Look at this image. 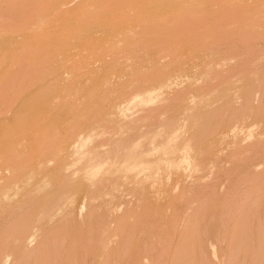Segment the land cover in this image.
Listing matches in <instances>:
<instances>
[{"label":"rangeland","instance_id":"rangeland-1","mask_svg":"<svg viewBox=\"0 0 264 264\" xmlns=\"http://www.w3.org/2000/svg\"><path fill=\"white\" fill-rule=\"evenodd\" d=\"M147 1L0 0V264H21L45 236L42 264H226L236 251L231 263L264 264V138L242 145L264 125V93L250 95L264 83V0H209L203 12L197 0H175L188 4L179 15L169 0ZM210 117L211 131L193 142L194 124ZM200 155L203 174L191 180ZM19 166L25 177L10 178Z\"/></svg>","mask_w":264,"mask_h":264},{"label":"bare ground","instance_id":"bare-ground-1","mask_svg":"<svg viewBox=\"0 0 264 264\" xmlns=\"http://www.w3.org/2000/svg\"><path fill=\"white\" fill-rule=\"evenodd\" d=\"M27 1L32 3V0H31V1L26 0V2H27ZM33 1H34V0H33ZM93 1H95V0H93ZM145 1H146V0H141L140 3H141V4L143 3V4L145 5V3H144ZM150 1H153V0H148V1H147L148 3H150V7H151V6H154V5L157 3L158 0H157V1L154 0V1H156V3H155L154 1L152 2V3H154V5H152ZM160 1L163 2L162 0H160ZM160 1H158V2H160ZM167 1H168V0H167ZM169 1H170V0H169ZM169 1H168L169 4L171 3V4L173 5V3H175V4H174L175 6H173L174 10L178 8V9H177V12H176V11H175V12H172V11H173V10H172L173 8L171 9V12L173 13V15H177V14L179 15V14H182V13H181V10H183V7H184V5H185L186 3L183 5L182 3H178V2H177V3H178V6H179L180 4H181L180 6L183 5V7H182V9H181L180 6L177 7L176 2H174L175 0H172V1H170V2H169ZM181 1H183V3L185 2L184 0H180V2H181ZM190 1H193V0H190ZM190 1H189V2H190ZM195 1H196V0H195ZM199 1H200V2H198V0H197V3H196V5H195V6H197V4H198V6H199V4L201 3L202 5L200 4L199 7H195V6H194L195 3L193 4V2H190V3H189V2L187 1V2L190 4V5H189L190 7H189V6H188V7H189V8H194V7H195V8H198V9H199V8H201V7L203 8V6L206 7V5L210 3L209 0H202V2H201V0H199ZM203 1H204V2H203ZM205 1H206V2H205ZM208 1H209V3H208ZM147 2H146V4H147ZM172 2H173V3H172ZM31 3H30V4H31ZM168 3H166V2L164 1V4H165V5H167V6H171V7H172V5H171V4L169 5ZM191 3H192V5H193V7L191 6ZM23 4H24V2H23ZM26 4H27V3H26ZM26 4H25V5H26ZM28 4H29V3H28ZM28 4H27V5H28ZM160 4H162V3H158V6H159ZM205 4H206V5H205ZM144 5H143V6H144ZM165 5H164V7H165ZM187 5H188V4H187ZM187 5H186V7H187ZM146 6H149V5L147 4ZM155 6H156V5H155ZM155 6H154V7H155ZM207 6H208V5H207ZM186 7H184L185 10L188 9V8L186 9ZM151 8H153V7H151ZM162 9H163V10H162ZM166 9L169 10L168 8H166ZM166 9H164L163 7H161V8L159 9V13H160V15H161L163 12H167V11H165ZM206 9H207V8H206ZM199 10H201V12H203L202 9H199ZM160 11H163V12L161 13ZM197 11H198V10H197ZM197 11H196V12H197ZM169 12H170V11H168V13H169ZM171 12H170V13H171ZM183 12H184V10H183ZM192 12H193V11H192ZM204 12H205V11H204ZM159 13H158V14H159ZM176 13H177V14H176ZM197 13H198V12H197ZM197 13H196V14H197ZM205 13H206V12H205ZM165 14H166V13H163V14H162V15L164 16V18H165L166 16H167L166 18L173 17L172 14H170L171 16H170L169 14H166V15H165ZM199 14H200V11H199V13L197 14V16H198ZM168 16H169V17H168ZM200 16H202V19H205V16H204V15L200 14ZM160 17H161V16H160ZM203 17H204V18H203ZM263 82H264V81H263ZM262 93H264V83H261L259 88L255 89V90H252V91L250 92V95H254V94H262ZM241 98H242V96H241ZM215 109H216V108H215ZM262 109L264 110V103L262 104ZM216 110H217V109H216ZM0 120H1V119H0ZM2 121H3V120H2ZM2 121H0V123H1ZM214 122H216L214 117H210L207 121L196 122V123L194 124V126H195V128H196L197 135H198V134H199V135H198L196 138H194L193 142H195V143L200 142V141L202 142L203 138H204L205 136H207V134H208V133L211 131V129L213 128V123H214ZM261 122H262L261 120H258V121H256V123H255V125H254L255 127H254V126L249 127L251 130H255V128H256V130L258 131L257 133H251V134H250V132H248V133H249L248 135H246V134L244 133V135H246V136H245L244 138H242V139H243V140H242V145H243V143H244V144L246 145V147H248V148L251 147L252 150H253V148H255V146H256L257 143H258V140H257V142H255V140H256L257 138H259V140L264 138V130H263V129H264V125L261 124ZM3 124H4V123H3ZM210 124H211V126H210ZM250 129H249V130H250ZM246 131H247V130H246ZM251 132H252V131H251ZM242 135H243V134H242ZM256 135H257V137H256ZM218 136H220V135H218ZM254 139H255V140H254ZM252 140H254V141H252ZM262 141H263V140H262ZM240 142H241V141H240ZM240 142H238L235 146L240 145V144H241ZM251 142H253V143H251ZM209 143H210V142H209ZM212 143H213V142H212ZM246 143H250V145L248 144V146H247ZM259 143H260V142H259ZM259 143H258V144H259ZM200 144H201V143H200ZM200 144H199V145H200ZM225 145H226V144H225ZM251 145H252V146H251ZM197 146H198V145H197ZM197 146H196V147H197ZM210 146L212 147L213 145L211 144ZM226 146H227V145H226ZM258 146H259V145H258ZM258 146H256V147H258ZM191 147H192V148H191ZM191 147H189L188 150H191V149L193 150V149H194V148H193L194 146H191ZM196 147H195V149L198 150L199 147H198V148H196ZM200 147H202V146H200ZM224 147H225V146H224ZM238 147H239V146H238ZM241 147H242V148H241ZM241 147H240L241 149H244L243 146H241ZM226 148H227V147H226ZM226 148H225V149H226ZM235 148H236V147H235ZM240 148H239V149H240ZM260 148H261V147H260ZM263 148H264V147H263ZM263 148H262V149H263ZM199 149H200V148H199ZM227 149H228V148H227ZM246 149H247V148H246ZM228 150H229V149H228ZM237 150H238V149H237ZM244 150H245V149H244ZM244 150H243V152H244ZM200 151H201V150H200ZM200 151L198 150V153H201ZM222 151H223V150H222ZM247 151H249V150H247ZM234 152H235V151H234ZM239 152H240V151H239ZM243 152H242V153H243ZM245 152H246V151H245ZM220 153H221V152H220ZM232 153H233V151H232ZM246 153H250V152H246ZM252 153H253V152H252ZM201 154H202V153H201ZM244 154H245V153H244ZM204 155H205V154H204ZM230 155H231V154H230ZM236 156L239 157L238 155H235L234 157L236 158ZM215 157H217V156H215ZM262 158H263V159L261 160V163H259L258 165L261 166L260 169L264 171V169H262V168L264 167V155L262 156ZM216 159H218V158H216ZM233 159H234V158H233ZM233 159H232V161H233ZM207 160H208V158L204 159L203 155H200V161H199V162H196L192 167H189V168L186 170L188 176L191 177V180H193V178H194L196 175H199L200 173L203 174V172H202V169H203L202 164H203L205 161H207ZM218 160H219V159H218ZM234 160H235V159H234ZM227 161H228V159H227ZM246 161H247V160H246ZM208 162H209V161H208ZM229 162H230V161H229ZM229 162H228V163H229ZM247 162H248V161H247ZM239 163H240V160H239ZM223 164H224V163H223ZM210 165H211V166L208 168V170L210 169V171H212L213 169L211 170V168L216 167V166H215V163H214L213 165H212V164H210ZM256 165H257V164H256ZM258 165H257V166H258ZM237 166H238V165H237ZM217 168H218V167H217ZM217 168H216V169H217ZM252 168H253V167H252ZM260 169H258V171H257L256 173H258V172L260 171ZM234 170H236V169H234ZM237 170H238V169H237ZM255 170H257V169H255ZM186 171H185V172H186ZM210 171H209V173H212V172H210ZM213 171H214V170H213ZM228 171H229V170H228ZM263 171H260L261 174H263V173H262ZM188 172H189V173H188ZM223 172H224V171H223ZM229 172H230V171H229ZM233 172H234V171H233ZM233 172H231V173H233ZM236 172H237V171H236ZM227 173H228V172H227ZM234 173H235V172H234ZM237 173H239V172H237ZM187 174H186V176H187ZM225 174H226V173H225ZM250 174H251V173H250ZM253 174H255V173H253ZM25 175H26V170H25V168L19 166V167H17L15 170H13V171L9 174V177L12 178V179H16V180L18 179V180H20V179H23V177H25ZM184 175H185V174H184ZM200 175H201V174H200ZM208 175H209V174H208ZM208 175H207V177H208ZM227 175H228V174H227ZM234 175H235V174H234ZM258 175L260 176V174H258ZM263 175H264V174H263ZM188 176H187V178H189ZM201 176H202V175H201ZM213 176H214V175H213ZM225 176H226V175H225ZM232 176H233V175H232ZM232 176H228V178H232ZM253 176H254V175H253ZM253 176H252V177H253ZM203 177H204V176H203ZM207 177H205V178H207ZM211 177H212V176H211ZM239 177H240V176H239ZM247 177H248V176H247ZM250 177H251V176H250ZM256 177H257V174H256ZM256 177H255V178H256ZM262 177H263V176H262ZM209 178H210V175H209ZM257 178H258V177H257ZM257 178H256V180H257ZM197 179H198V178H197ZM197 179H196V180H197ZM226 179H227V178H226ZM226 179H225V180H226ZM241 179H242V178H241ZM259 179H260V178H259ZM158 180H160V179H158ZM162 180L164 181L165 179H162ZM162 180H161V181H162ZM166 180H167V179H166ZM206 180H208V178L205 179V182H206ZM161 181H160V183H161ZM254 181H255V180H254ZM260 181H261V180H260ZM262 181H263V179H262ZM63 182H65V181H63ZM194 182L196 183V181H194ZM256 182H257V181H256ZM155 183H156V182H155ZM163 183H165V182H163ZM227 183H228V182H227ZM232 183H233V182H232ZM243 183H244V181H243ZM249 183H250V184H251V183L253 184V182H249ZM257 183H258V182H257ZM153 184H154V183H153ZM165 184H166V183H165ZM203 184H204V183H203ZM158 185H159V183H158ZM158 185H157V188H158ZM173 185H174V184H173ZM224 185H226V184H224ZM151 186H152V183H151ZM154 186H155V184H154ZM171 186H172V185H171ZM171 186H169V187H171ZM213 186H214V185H213ZM234 186H236V185H234ZM237 186H238V185H237ZM253 186H254V185H253ZM263 186H264V185H263ZM160 187H161V186H160ZM201 187H202V186H201ZM161 188H162V187H161ZM161 188H160V189H161ZM210 188H211V187H210ZM225 188H226V187H224V189H225ZM237 188H238V187H237ZM257 188H258V187H256V189H257ZM162 189H163V188H162ZM192 189H193V188H192ZM192 189H191V190H192ZM208 189H209V188H208ZM213 189H214V192H216V191H215V188H213ZM228 190H229V189H228ZM251 190H252V189H251ZM223 191H224V190H223ZM239 191H240V190H239ZM239 191H238V192H239ZM243 191H244V190H243ZM245 191H246V190H245ZM257 191H258V190H257ZM221 192H222V189H221ZM225 192H227V191H225ZM225 192H224V193H225ZM228 192H229V191H228ZM241 192H242V190H241ZM212 193H213V192H212ZM216 193H217V192H216ZM229 193H230V192H229ZM262 193H264V192H262ZM142 194H144V193H142ZM214 194H215V193H214ZM220 194H222V193H220ZM231 194H232V193H231ZM241 194H242V193H241ZM199 195H201V194H199ZM207 195H208V194H207ZM225 195H226V194H225ZM233 195H234V194H233ZM256 195H257V194H256ZM157 196H158V195H157ZM191 196H192V195H191ZM191 196H190V197H191ZM211 196H213V194L210 195V197H211ZM238 196H239V193H238ZM238 196H237V197H238ZM240 196H241V195H240ZM244 196H246V193L244 194ZM244 196H243V199H242L243 201H242L241 203H243L245 200H247ZM235 197H236V196H235ZM241 197H242V196H241ZM255 197H256V196H255ZM140 198H141V197H140ZM198 198H199V197H198ZM205 198H206V197H205ZM208 198H209V197H208ZM232 198H233V196H232ZM257 198H258V197H257ZM262 198H263V197H262ZM132 199H134V198H132ZM162 199H163V197H162ZM213 199H214V196H213ZM230 199H231V197H230ZM230 199H229V200H230ZM239 199L241 200V198H239ZM196 200H197V199H196ZM211 200H212V199H211ZM231 200H232V199H231ZM235 200H237V199H235ZM240 200H239V203H240ZM255 200H256V199H255ZM263 200H264V199H263ZM138 201L140 202V199L137 200L136 202L138 203ZM142 201H143V199L141 200V203H142ZM191 201H193V198H192ZM225 201H226V200H225ZM237 201H238V200H237ZM261 201H262V199H261ZM86 202H88V201L86 200ZM89 202H90V201H89ZM172 202H173V200H172ZM174 202H175V201H174ZM188 202H189V201H188ZM188 202H187V204H189ZM193 202H194V201H193ZM193 202H190V203H193ZM195 202H196V201H195ZM201 202H202V201H201ZM205 202H206V201H203V203H205ZM209 202H210V201H209ZM255 202H257V201H255ZM81 203H83V202H81ZM84 203H85V202H84ZM210 203H211V202H210ZM234 203H236V202H234ZM90 204H91V202H90ZM130 204H131V203H130ZM130 204H129V205H130ZM139 204H140V203H139ZM142 204H143V203H142ZM142 204H141V206H142ZM197 204H198V203H197ZM201 204H202V203H201ZM212 204H213V203H212ZM221 204H222V202H221ZM236 204H237V203H236ZM243 204H244V203H243ZM254 204H257V203H254ZM85 205L88 207V203H86ZM111 205H112V204H111ZM122 205H123V204H122ZM137 205H138V204H137ZM137 205H136L135 207H137ZM183 205H184V204H183ZM191 205H192V204H191ZM199 205H200V204H199ZM207 205H208V203H207ZM210 205H211V204H210ZM214 205H215V204H214ZM234 205H235V204H234ZM252 205H253V204H252ZM79 206H80V205H79ZM79 206H78V208H80V207L83 206V205H81L80 207H79ZM174 206H175V205H174ZM185 206H186V205H185ZM202 206H203V204H202ZM211 206H212V205H211ZM217 206H218V204H217ZM237 206H238V204H237ZM90 207H91V206H90ZM120 207L122 208L121 205H120ZM170 207H171V206H170ZM186 207H188V206H186ZM195 207H196V206H195ZM224 207H225V205H224ZM224 207H223V209H224ZM233 207H234V206H233ZM240 207H241V205H240ZM242 207H244V206L242 205ZM85 208H86V207H85ZM88 208H89V207H88ZM88 208H87V209H88ZM115 208H116V207H115ZM121 208H120V209H121ZM211 208H212V207H211ZM211 208H210V209H211ZM227 208H228V207H227ZM227 208H226V209H227ZM235 208H236V207H235ZM238 208H239V207H238ZM250 208H251V207H250ZM87 209H83V210H86V211H87ZM110 209H112V208H110ZM116 209L120 210L119 208H116ZM135 209H136V208H135ZM171 209H172V208H171ZM255 209L257 210V207H255ZM258 209H259V208H258ZM106 210H107V209H106ZM108 210H109V208H108ZM108 210H107V211H108ZM172 210H174V209H172ZM175 210H176V208H175ZM182 210H183V209H182ZM256 210H255V211H256ZM92 211H93V210H92ZM110 211H111V210H110ZM112 211L117 212V210H112ZM187 211H190V209H188ZM209 211H210V210H209ZM217 211H218V210H217ZM219 211H220V210H219ZM228 211H229V210H228ZM231 211L233 212V210H230V212H231ZM238 211H239V209H238ZM252 211H253V210H252ZM108 212H109V211H108ZM118 212L120 213V211H118ZM173 212H174V211H173ZM221 212H222V211H221ZM230 212H229L228 214H230ZM235 212H237L236 209H235ZM249 212H250V211H249ZM262 212H263V209H262L261 213H262ZM86 213H87V212H86ZM89 213H90V212H89ZM149 213L151 214V213H153V212H149ZM187 213H188V212H187ZM193 213H194V212H193ZM195 213H196V211H195ZM218 213H220V212H218ZM92 214H93V213H92ZM130 214H131V213H130ZM169 214H171V213L169 212ZM189 214H192V213H189ZM197 214H198V213H197ZM222 214H223V213H222ZM222 214H221V218H222ZM225 214H226V213H225ZM228 214H227V216H226L227 218H228ZM263 214H264V213H263ZM108 215H109V214H108ZM136 215H137V214H136ZM139 215H140V213H139ZM154 215H156V214H154ZM183 215H184V214H183ZM186 215H187V214H186ZM193 215H194V214H193ZM214 215H215V214H214ZM253 215H254V214H253ZM256 215H257V214H256ZM95 216H96V215H95ZM110 216H111V214H110ZM113 216H114V215H113ZM116 216H117V215H116ZM156 216H157V215H156ZM173 216H174V215H173ZM176 216H177V215H176ZM181 216H182V215H181ZM188 216H189V215H188ZM195 216H196V215H195ZM223 216H224V215H223ZM233 216H234V214H233ZM233 216H232V214H231V217H233ZM240 216H241V215H240ZM148 217H149V216H148ZM150 217H151V216H150ZM152 217H153V216H152ZM159 217H160V216H159ZM169 217H170V215H169ZM177 217L179 218V215H178ZM186 217H187V216H185V220H187ZM226 217H224V218L226 219ZM105 218H106V216H105ZM110 218H112V217H110ZM121 218L125 221V220H126V219H124V218H125V214L123 215V217H122V215H121ZM126 218H127V217H126ZM154 218H155V217H154ZM171 218H172V217H171ZM192 218H193V217H192ZM216 218H217V216H216ZM224 218H223V219H224ZM229 218H230V216H229ZM229 218H228V219H229ZM233 218H234V217H233ZM233 218H232V219H233ZM257 218H258V217H257ZM260 218H262V217H260ZM21 219H29V218H24V216H22ZM101 219H102V218H101ZM140 219H141V218H140ZM145 219H146V218H145ZM176 219H177V218H176ZM179 219H180V218H179ZM179 219H178V220H179ZM223 219H222V220H223ZM225 219H224V220H225ZM232 219L230 218V221H229V220H227V221H229V223H230L231 221H233ZM99 220H100V219H99ZM102 220L104 221V218H103ZM102 220H100V222H99L100 224H102V223H101ZM131 220H132V218H131ZM147 220H148V219H147ZM149 220H150V219H149ZM158 220H159V219H158ZM190 220H192V219L190 218ZM190 220H187V221L189 222L188 225H190V223H191V224H194V222L192 223V221H190ZM217 220H218V219H217ZM262 220H263V219H262ZM103 221H102V222H103ZM109 221H110V220H109ZM115 221H116V220H115ZM121 221H122V220H121ZM214 221H215V219H214ZM218 221H219V220H218ZM218 221H217V222H218ZM227 221H224V222L227 223ZM256 221H257V219H256ZM95 222H96V221H94V223H95ZM97 222H98V220H97ZM113 222H114V221H113ZM141 222H143V221H140L139 224H141ZM146 222H147V221H146ZM148 222H149V221H148ZM151 222H152V221H151ZM153 222H154V221H153ZM157 222H158V223H156V221H155V223L157 224V226H156V224L154 225V223H152V224H153L154 226H156V227H159V226H158L159 221H157ZM167 222H168V221H167ZM172 222H174V221L172 220ZM207 222H208V221H207ZM211 222H212V221H211ZM215 222H216V221H215ZM221 222H222V221H221ZM221 222L219 221V224H220ZM238 222H239V221H238ZM240 222H242V221H240ZM260 222H261V220H260ZM94 223H93V226H95ZM99 223H95V224H99ZM110 223L112 224V222H110ZM116 223H117V222H116ZM118 223H119V222H118ZM184 223H185V222H184ZM184 223H183V224H184ZM229 223H227V224H229ZM231 223H232V222H231ZM252 223H253V222H252ZM108 224H109V222H108ZM108 224H107V225H108ZM127 224H128V223H127ZM133 224H134V223H133ZM152 224H151V225H152ZM161 224H162V223H161ZM178 224H179V223H178ZM178 224L176 225V227L179 226ZM219 224H218V225H219ZM227 224H225V225H227ZM237 224H238V223H237ZM257 224H258V223L256 222V225H257ZM262 224H263V222H262ZM26 225H27L26 222H22V223L20 224V228H21L20 232H22V233H26V232H27L26 230H28V228H24ZM109 225H110V224H109ZM113 225H114V224H113ZM115 225H116V224H115ZM141 225H142V224H141ZM141 225H140V227H142ZM144 225H145V224H143V227H142L143 229L145 228ZM146 225H147V224H146ZM149 225H150V223L148 224V226H149ZM153 225H152V226H153ZM188 225H187V228L189 229L190 226H188ZM216 225H217V224H216ZM221 225H222V223H221ZM258 225H260V224H258ZM93 226H92V227H93ZM118 226H119V225H118ZM123 226H124V223H123ZM152 226H151L150 228L153 229L154 226H153V227H152ZM171 226H172V225H171ZM261 226H262V225H261ZM97 227H99V226L97 225L96 228H97ZM105 227H107V226H105ZM105 227H104V228H105ZM131 227H135V225H134V226H131ZM161 227H162V225H161ZM173 227L175 228V226H173ZM179 227H181V226H179ZM179 227H178V228H179ZM185 227H186V226H185ZM196 227H197V226H196ZM246 227H247V226H246ZM249 227H250V226H249ZM96 228H95V229H96ZM107 228H108V227H107ZM112 228H113V227H112ZM126 228H129V227L127 226ZM191 228L193 229V226H191ZM222 228H223V227H222ZM224 228H225V227H224ZM263 228H264V225H263ZM92 229H93V228H92ZM98 229L100 230V229H101V226H100V228H98ZM114 229H116V228H114ZM114 229H112V231H113ZM146 229H147V227H146ZM155 229L157 230V228H155ZM155 229H154V230H155ZM160 229H161V228H160ZM166 229H167V228H166ZM166 229L164 228L165 231H166ZM169 229H171V228H169ZM172 229H173V228H172ZM227 229H228V227H227ZM235 229H236V228H235ZM252 229H253V228H252ZM254 229H256V226H255ZM86 230H87V229H86ZM93 230H94V229H93ZM110 230H111V229H110ZM139 230H140V229L138 228V232L141 233V231H139ZM144 230H145V229H144ZM144 230H143V232H144ZM150 230H151V229H150ZM161 230H162V229H161ZM164 230H163V231H164ZM184 230H185V228H184ZM184 230H182V231H184ZM206 230H207V229H206ZM256 230H257V229H256ZM256 230H255L254 234L256 233ZM115 231H116V230H115ZM147 231H148V230H147ZM147 231H146V232H147ZM152 231H153V230H152ZM152 231H151V232H152ZM163 231H162V232H163ZM168 231H169V230H168ZM173 231H174V229H173ZM186 231H187V230H186ZM192 231H193V230H192ZM192 231H191V232H192ZM252 231H253V230H251V234H252ZM55 232H56V231H55ZM94 232H95V231H94ZM96 232H97V230H96ZM96 232H95V234H96ZM102 232H103V231H102ZM102 232H101V233H102ZM108 232H109V231H108ZM117 232H118V231H117ZM151 232H150V233H151ZM188 232H189V230H188ZM239 232H240V231H239ZM239 232H238V233H239ZM241 232H242V231H241ZM247 232H248V231H247ZM50 233H51V232H50ZM90 233H91V232H90ZM103 233H104V232H103ZM110 233H111V232H110ZM110 233H109L108 235H112V234H113V233H112V234H110ZM140 233H139V234H140ZM182 233H184V232H182ZM207 233H208V232H207ZM215 233H217V232H215ZM219 233H220V232H219ZM238 233H236V235H237ZM259 233H260V232H259ZM92 234H93V233H92ZM92 234H90V235H92ZM98 234H99V233H97V235H98ZM116 234H117V233H116ZM116 234H115V235H116ZM122 234H123V233H122ZM143 234H145V232H144ZM146 234H147V233H146ZM146 234H145V235H146ZM151 234H152V233H151ZM155 234H156V231H155ZM159 234H160V233H159ZM168 234L170 235V233H168ZM185 234H186V233H185ZM226 234H227V233H226ZM59 235H60V234H59ZM102 235H103V234H102ZM104 235H106V234L104 233ZM157 235H158V234H157ZM162 235H163V234H162ZM187 235H188V234H187ZM209 235H210V234H209ZM217 235H218V234H217ZM241 235H242V234H241ZM57 236H58V235H57ZM120 236H121V235H120ZM137 236H138V235H137ZM146 236L149 238V237H150V234H149V236H148V234H147ZM151 236H152V235H151ZM153 236H154V235H153ZM153 236H152V237H153ZM160 236H161V234H160ZM160 236H159V237H160ZM165 236H166V235H165ZM165 236H164V238L169 237V236H167V237H165ZM193 236H194V235H193ZM204 236H205V235H204ZM214 236H215V235H214ZM251 236H252L251 238H253V234H252ZM257 236H258V234H257ZM59 237H60V236H59ZM90 237H91V236H90ZM180 237H181V236H180ZM237 237H238V235H237ZM261 237H262V236H261ZM46 238H47L46 236L44 237V239H38V238H36L35 241H34L33 246H35V247H34V250H33V254H31V255H32L33 258L38 259V261H37L36 264H42V263H41V260H42L43 258H47V254H46V253H47V249H48L49 247H52V246L47 245L46 242L44 243V240H45ZM95 238H96V236H95ZM99 238H101V237H99ZM109 238H110V236H109ZM137 238H138V237H137ZM150 238H151V237H150ZM161 238L164 240V238H163L162 236H161ZM161 238H157V239H160V240H161ZM191 238H192V237H191ZM238 238H239V237H238ZM238 238L235 237V239H238ZM53 239H54V238H53ZM58 239H59V238H58ZM87 239H88V238H87ZM87 239H86V240H87ZM112 239H114V237H112L111 240H112ZM146 239H147V238H146ZM152 239H154V238H152ZM168 239H169V238H168ZM182 239H183V237H182ZM214 239H215V238H214ZM231 239H233V237H232ZM240 239H241V238H240ZM253 239H255V238H253ZM48 240H49V239H48ZM90 240H91V239H90ZM107 240H108V239H107ZM160 240H157V241L160 242ZM217 240H218V239H217ZM221 240H222V239H221ZM223 240H224V239H223ZM255 240H256V239H255ZM91 241H93V240H91ZM94 241H95V240H94ZM94 241H93V242H94ZM105 241H106V240H105ZM123 241H124V240H123ZM136 241H137V240H136ZM165 241H166L165 244H166L167 242H169V240L167 241V239H166ZM193 241L195 242L194 239H193ZM204 241H205V240H204ZM225 241H226V240H225ZM251 241H252V240H251ZM253 241H254V240H253ZM259 241H260V240H259ZM262 241H263V240H262ZM49 242H50V241H49ZM58 242H59V240H58ZM86 242H88V241H86ZM89 242H90V241H89ZM89 242L87 243V245H88V244H91V243H89ZM96 242H98V240H97ZM99 242H100V241H99ZM109 242H110V241H109ZM137 242H138V241H137ZM208 242H210V240H209ZM223 242H224V241H223ZM223 242H218V241H217V242H212V243H210V244L212 245V247H213V250H212L211 252H213L214 257L216 258V259H215L214 257H212V259H210V260H213V261L218 260V258H217V256H218V249H217V246H218V245L220 246V244H221V243L223 244ZM246 242H247V241H246ZM52 243H53V242H52ZM66 243H67V242H66ZM94 243H95V242H94ZM100 243H101V242H100ZM100 243H99V244H100ZM107 243H108V241H107ZM111 243H112V241H111ZM118 243H119V242H118ZM156 243H157V242H156ZM156 243H155V245H156ZM162 243L164 244V241H162L161 244H162ZM190 243H191V242H190ZM251 243H252V242H251ZM257 243H258V241H257ZM49 244H50V243H49ZM85 244H86V243H85ZM95 244H96V243H95ZM113 244H114V243H113ZM126 244H127V243H126ZM158 244H159V243H158ZM188 244H189V243H188ZM194 244H195V243H194ZM206 244H207V243H206ZM260 244H261V243H260ZM262 244H263V243H262ZM82 245H83V244H82ZM96 245H97V244H96ZM104 245H105V244H104ZM110 245H111V244H110ZM120 245H121V244H120ZM208 245H209V243H208ZM234 245H235V248H236V243H234ZM106 246H107V245H106ZM128 246H129V245H128ZM128 246H127V248H128ZM157 246H158V249L161 248V246H162V248H163V249L165 248V250H166V247H165V246L163 247V245H160V244H159V245H157ZM166 246L168 247V245H166ZM238 246H239V244H238ZM253 246H255V245H253ZM256 246H257V245H256ZM259 246H260V245H259ZM58 247H59V246H58ZM78 247H79V246H78ZM81 247H82V246H81ZM84 247H85V246H84ZM88 247H89V245L86 246V248H88ZM93 247H94V245H93ZM93 247H92V248H93ZM97 247H99V246H97ZM100 247H102V245H101ZM136 247H137V246H136ZM263 247H264V246H263ZM263 247H262V248H263ZM86 248H85V251H86ZM89 248H90V247H89ZM209 248H210V247H209ZM239 248H240V247H239ZM243 248H244V247H243ZM56 249H57V248H56ZM156 249H157V248H156ZM171 249H172V248H171ZM193 249H194V248H193ZM198 249H199V248H198ZM200 249H201V248H200ZM50 250H51V249H50ZM53 250H54V249H53ZM64 250H65V249H64ZM78 250H79V249H78ZM97 250H98V249H97ZM117 250H118V248H117ZM117 250H116V251H117ZM165 250H163V251L166 252L167 250H166V251H165ZM220 250H222V249H220ZM237 250H238V249H237ZM82 251H83V247H82ZM104 251H105V252H104ZM104 251L102 250V252H104V253H101L102 255H104V254L106 253L107 249L104 250ZM108 251H109V249H108ZM125 251H126V250H125ZM201 251H202V249H201ZM203 251H204V250H203ZM234 251H236V250H234ZM239 251H240V250H238V253H239ZM5 252H6V248H4V247H0V263L3 261V257H4ZM48 252H49V251H48ZM68 252H69V251H68ZM88 252H89V251H88ZM94 252H95V251H94ZM139 252H140V251H139ZM198 252H199V251H198ZM204 252H205V251H204ZM242 252H243V251H242ZM244 252H245V251H244ZM263 252H264V251H263ZM263 252H262V255H264ZM53 253H54V252H53ZM81 253H82V252H81ZM86 253H87V251H86ZM250 253H251V250H250ZM255 253H256V252H255ZM83 254H84V253H83ZM88 254H89V253H88ZM99 254H100V253H99ZM114 254H115V253H114ZM159 254H160V253H158V257H159V256L161 257V254H160V255H159ZM201 254H202V253H201ZM201 254H199L198 256H200ZM204 254H205V253H204ZM204 254H203V255H204ZM206 254H207V252H206ZM219 254H220V253H219ZM222 254H223V253H222ZM236 254H237V251H236ZM236 254H233V252H232V256H235ZM245 254H246V253H245ZM62 255H63V254H62ZM68 255H69V253H68ZM102 255H101V256H102ZM156 255H157V254H156ZM156 255H155V256H156ZM162 255H164V254H162ZM230 255H231V254H230ZM238 255H239V254H237V256H238ZM241 255H242V254H241ZM249 255H250V254H249ZM52 256H53V255H52ZM84 256H85V255H84ZM90 256H91V255H90ZM195 256H196V255H195ZM224 256H225V253H224ZM224 256H223V257L221 256V258L219 257V259H220V260H221L222 258L224 259ZM232 256H229V258H228L227 255H226V257H227L226 259H228V261L226 262V264H236L235 262H234V263H231V262L234 261V258H232ZM252 256H253V255H252ZM32 257H30V255L27 256L25 259H23V260L21 261V264H27L28 262L26 263L25 260H28V259H30V258H32ZM79 257H81V256H79ZM204 257H206V255H205ZM204 257H203V258H204ZM207 257H208V256H207ZM235 257H236V256H235ZM255 257H256V256H255ZM66 258L70 259V257H66ZM84 258H85V257H84ZM84 258H83V260H84ZM103 258H104V257H103ZM213 258H214V259H213ZM231 258H232V260H230ZM236 258H237V257H236ZM241 258H242V257H241ZM259 258H260V256H259ZM54 259H56V258L54 257ZM68 259H66V260H68ZM73 259H74V258H73ZM73 259H72V260H73ZM81 259H82V258H81ZM86 259H87V258H86ZM112 259H113V258H112ZM129 259H131V258H129ZM129 259H127L128 262H129ZM152 259H153V258H152ZM161 259H162V258H161ZM205 259H207V258H205ZM208 259H209V257H208ZM208 259H207V261L205 260V262H208V263H209V262H210V263L213 262V261L211 262L210 260L208 261ZM223 259H222V260H223ZM243 259H245V258H243ZM246 259H247V258H246ZM262 259H263V258H262ZM60 260H62V259H60ZM66 260H65V261H66ZM105 260H106V263H107V262H108V258H107V259H103V261H105ZM119 260H120V258H119ZM132 260H133V259H132ZM199 260H200V257H199ZM202 260H203V259H202ZM259 260H260V259H259ZM32 261H33V259H32ZM32 261H31V262H32ZM56 261H57V260H56ZM78 261H79V260H78ZM84 261H85V260H84ZM133 261H134V260H133ZM151 261H153V260H151ZM151 261H150V262H151ZM196 261H198V260H196ZM224 261H226V260H224ZM240 261H242V260H240ZM254 261H256V260H254ZM257 261H258V259H257ZM262 261H264V260H262ZM46 262H47V261H46ZM46 262H45V264H46ZM59 262H60V261H59ZM73 262H74V261H73ZM81 262H82V261H81ZM121 262H122V260H121ZM136 262H137V261H136ZM136 262H135V264H136ZM202 262H204V261H202ZM215 262H217V261H215ZM215 262H213V263L215 264ZM221 262H223V261H221ZM221 262L218 261V264H223V263H221ZM228 262H229V263H228ZM244 262H245V260H244ZM244 262H243V263H244ZM258 262H259V261H258ZM82 263H83V262H82ZM90 263H91V262H90ZM103 263H105V262H103ZM106 263H105V264H106ZM126 263H127V262H126ZM126 263H125V264H126ZM131 263L133 264L132 261H131ZM195 263H196V262H195ZM240 263H241V262H240ZM256 263H257V262H256ZM30 264H31V263H30ZM52 264H53V263H52ZM56 264H57V263H56ZM66 264H67V263H66ZM73 264H74V263H73ZM108 264H109V263H108ZM139 264H140V263H139ZM199 264H201V262H199ZM204 264H205V263H204ZM224 264H225V263H224ZM244 264H245V263H244ZM259 264H260V263H259Z\"/></svg>","mask_w":264,"mask_h":264}]
</instances>
